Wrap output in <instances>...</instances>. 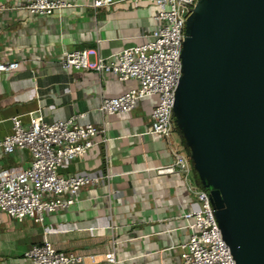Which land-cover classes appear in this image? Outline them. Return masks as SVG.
<instances>
[{
	"label": "crops",
	"instance_id": "1",
	"mask_svg": "<svg viewBox=\"0 0 264 264\" xmlns=\"http://www.w3.org/2000/svg\"><path fill=\"white\" fill-rule=\"evenodd\" d=\"M0 59L20 62L19 69L0 73V140L11 132V118L40 108L46 121L66 120L86 112L79 123L105 129L83 157L67 160L62 176L108 175L100 184L81 188L78 202L67 210L46 215L43 223L27 218L15 222L7 214L0 221V264L23 260V252L48 239L62 252L95 255L81 264H114L106 253L116 250L117 264H179L181 245L190 238L184 214L193 208V171L161 174L174 163L167 140L148 132L158 97L141 98L135 108L104 116L103 98L118 97L136 80L119 81L112 73L67 69L66 51L96 48L108 57L141 44L156 27L157 7L148 0H113L93 7L95 0H65L70 6L48 15H32L21 0H0ZM90 56V61H95ZM180 142V135L175 136ZM28 150L4 154L0 171L27 167Z\"/></svg>",
	"mask_w": 264,
	"mask_h": 264
},
{
	"label": "built area",
	"instance_id": "2",
	"mask_svg": "<svg viewBox=\"0 0 264 264\" xmlns=\"http://www.w3.org/2000/svg\"><path fill=\"white\" fill-rule=\"evenodd\" d=\"M136 4L140 0H132ZM157 7L154 16L156 27L144 35L145 40L136 46L123 48L105 57L96 48L66 51L61 59L67 69H93L100 74L112 73L119 81L136 80L137 86L118 97L103 98L100 111L104 116L132 111L137 102L149 95L158 97L151 114L148 132L162 135L174 156V163L159 168V172L176 170L187 175L193 171L190 157L181 142H177V126L173 107L175 92L182 76L181 52L186 36V22L199 0H148ZM113 0H95L93 7H107ZM20 8L32 15H48L70 6L65 0H21ZM8 5L0 1V11ZM95 61H90V56ZM20 62L0 59V73L12 72ZM25 122L21 115L11 118V132L0 140V151L13 154L28 150L31 162L27 167H9L0 171V221L3 214L15 222L30 218L43 223L46 215L67 210L78 202L81 188L100 184L108 175L86 174L62 176L58 169L67 160L85 156L105 129L94 123H79L86 112H78L66 120L48 122L40 108L28 113ZM194 195L193 208L184 214L188 221L190 238L181 245L179 264H236L230 247L223 239L208 191L191 184ZM23 260L10 264H81L95 255H80L59 251L48 239L26 249ZM109 262L117 264L116 250L106 253Z\"/></svg>",
	"mask_w": 264,
	"mask_h": 264
},
{
	"label": "water",
	"instance_id": "3",
	"mask_svg": "<svg viewBox=\"0 0 264 264\" xmlns=\"http://www.w3.org/2000/svg\"><path fill=\"white\" fill-rule=\"evenodd\" d=\"M173 115L236 264H264V0H199Z\"/></svg>",
	"mask_w": 264,
	"mask_h": 264
},
{
	"label": "trees",
	"instance_id": "4",
	"mask_svg": "<svg viewBox=\"0 0 264 264\" xmlns=\"http://www.w3.org/2000/svg\"><path fill=\"white\" fill-rule=\"evenodd\" d=\"M176 129H177L178 135H180V134H179V131H178V128H176ZM180 142H181V144L183 145V147H184L186 153H187L188 156H189V151H188V149H187V147H186V144H185V141L183 140V138L181 137V135H180ZM189 157H190V156H189ZM190 160H191V159H190ZM191 163H192V162H191ZM192 169H193V166H192ZM193 173H194V175H195V180H196L197 185H199L200 187H202V186H201V183H200V181H199V178H198L196 172L194 171V169H193Z\"/></svg>",
	"mask_w": 264,
	"mask_h": 264
}]
</instances>
